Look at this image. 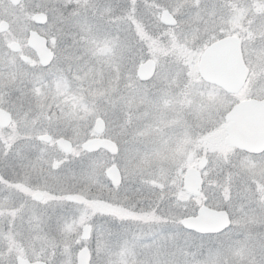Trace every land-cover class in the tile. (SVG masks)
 <instances>
[{
  "label": "snow or ice",
  "instance_id": "6c2138e0",
  "mask_svg": "<svg viewBox=\"0 0 264 264\" xmlns=\"http://www.w3.org/2000/svg\"><path fill=\"white\" fill-rule=\"evenodd\" d=\"M0 264H264V0H0Z\"/></svg>",
  "mask_w": 264,
  "mask_h": 264
}]
</instances>
